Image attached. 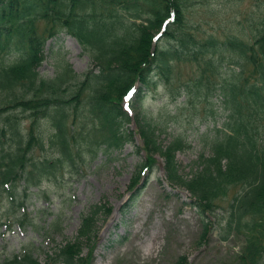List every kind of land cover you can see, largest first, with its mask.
Wrapping results in <instances>:
<instances>
[{
  "label": "trees",
  "instance_id": "1",
  "mask_svg": "<svg viewBox=\"0 0 264 264\" xmlns=\"http://www.w3.org/2000/svg\"><path fill=\"white\" fill-rule=\"evenodd\" d=\"M213 1L0 0L1 226L35 227L27 201L42 196L44 181L58 179L82 153L110 157L134 143L143 158L128 185L132 195L161 156L164 179L187 189L206 217L204 235L210 223L225 222L229 233L245 237L232 264H264V0H254V11L230 30L195 20L192 9ZM63 32L88 53L90 67L79 72L64 59L44 75L47 42ZM136 83L130 112L126 95ZM160 84L175 102L166 113L181 126L168 142L162 138L167 121L142 104ZM197 99L208 103L207 115L220 118L221 107L224 117L184 172L177 154L191 144L177 118ZM112 208L94 203L73 237L48 249L30 243L0 264H93L101 222ZM175 264H189L187 255Z\"/></svg>",
  "mask_w": 264,
  "mask_h": 264
},
{
  "label": "rangeland",
  "instance_id": "2",
  "mask_svg": "<svg viewBox=\"0 0 264 264\" xmlns=\"http://www.w3.org/2000/svg\"><path fill=\"white\" fill-rule=\"evenodd\" d=\"M255 6L254 0H214L209 6H195L192 12L195 20L205 23L207 19L211 25L230 30L234 29L237 18L250 14ZM236 26L239 28L237 23ZM46 55L41 66L44 75H53L56 62L64 59L79 72L90 67L88 53L76 38L64 32L49 39ZM136 84L139 87L140 84ZM184 99L185 96H181L179 103ZM142 104L143 109L155 118L167 121L168 132H164L162 138L165 142L172 140L181 126L166 113L175 102L164 86L160 84L147 90ZM208 109L206 101L197 99L194 106L189 104L177 118L182 119L184 135L191 144L177 154L184 172L191 170L206 145V138L215 126L222 124L223 109H217L222 112L220 118L207 115ZM129 125L137 129L134 120ZM135 143L141 144L138 135ZM140 153L143 152L134 143H127L110 157L101 152L94 159L91 153H82L75 165L66 164L58 179L44 181L42 196L27 201L35 227L24 225L21 228L16 223L14 230L6 229L0 220V257L19 252L30 243L48 249L73 237L82 213L94 203L109 202L112 212L101 222L93 264H175L180 255H187L189 264H232L245 242L244 234L229 233L225 222L222 227L214 228L215 225L207 220L209 231L204 235L206 217L193 203L187 189L172 188L164 181L161 156L157 155V165L148 182L139 193L132 195L128 185L136 164L143 158ZM228 201L227 196L221 203L227 205ZM55 213L59 217L50 228ZM210 216V221H214L215 216ZM55 236L56 240H53Z\"/></svg>",
  "mask_w": 264,
  "mask_h": 264
}]
</instances>
